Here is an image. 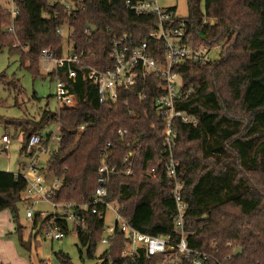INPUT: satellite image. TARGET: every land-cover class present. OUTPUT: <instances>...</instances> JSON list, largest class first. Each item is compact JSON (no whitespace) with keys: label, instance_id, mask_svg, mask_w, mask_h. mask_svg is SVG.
<instances>
[{"label":"trees","instance_id":"obj_1","mask_svg":"<svg viewBox=\"0 0 264 264\" xmlns=\"http://www.w3.org/2000/svg\"><path fill=\"white\" fill-rule=\"evenodd\" d=\"M198 2L188 0L189 12L182 18L187 33L195 45H221L217 58L209 63H182L178 69L184 89H190L180 109L198 120L196 126L175 122L174 156L188 203L187 243L208 251L220 264H264V0H204L203 12ZM80 3L68 13L58 2L18 0L14 36L4 32L10 17L0 8V51L6 48L9 54L17 55L20 66L37 77L41 51L60 57L64 36L56 29L69 26L72 52L81 53L84 64L104 69L111 66L113 40L126 37L140 42L155 25V17L134 15L124 8L122 0ZM155 44L160 45L161 57V42ZM68 68L76 71L74 81L66 77ZM86 72L84 66L72 64L47 73L52 81L66 82L76 104L55 111L44 109L36 122H17L23 136L21 152L25 153L28 138L34 134L42 145H48L52 134L42 135L41 130L49 122L57 124L58 147L46 162L47 175L61 181L52 199L81 203L88 201L99 185L97 168L105 144L111 145L108 162L119 172L125 168L123 157L138 146L133 173H119L107 184L109 199L140 232L173 235L175 205L159 165L165 131L153 109L156 93L148 92L139 100L134 91H121L114 104H102L95 87L84 77ZM0 84L21 93L18 81L5 73L0 74ZM81 125L84 128L79 130ZM119 129H126L123 137L117 134ZM152 169L161 181L152 177ZM25 189L26 182L20 176L0 171V212L11 213L19 246L29 252L39 244L33 241L31 246L32 235L24 241L23 226L17 223L18 204L26 208ZM60 224L64 236L76 232L81 258L84 250L86 258H93L103 222L88 215L85 230L71 228L65 221ZM41 227L36 215L32 229ZM125 240L122 233H116L99 257L121 263ZM236 247L241 248V254L233 257ZM55 256L59 262L71 264L66 254L57 252ZM138 264L156 263L141 255Z\"/></svg>","mask_w":264,"mask_h":264},{"label":"built area","instance_id":"obj_2","mask_svg":"<svg viewBox=\"0 0 264 264\" xmlns=\"http://www.w3.org/2000/svg\"><path fill=\"white\" fill-rule=\"evenodd\" d=\"M18 0H0V8L9 14L10 22L4 32L14 36V21L18 16ZM58 2L66 12L71 13L81 5L82 0H50ZM123 6L129 12L137 16L155 17L154 27L148 31L147 37L140 42H134L130 38L115 39L112 41L109 52L111 66L101 69L84 64L81 53L72 52L73 43L68 39L72 35L69 26L58 27L56 33L63 35L64 29L68 30L67 39L69 46L65 55L54 57L44 49L41 51L39 61L49 63L46 71L50 72L65 66L75 64L87 69L85 78L95 87L99 103L114 104L121 91H134L139 100H144L148 92L156 93L153 98V109L164 127V135L161 139L162 159L159 165L162 167L164 178L167 180L170 194L175 205V216L173 218L174 234L152 236L142 233L131 226L129 219L119 213L115 201L109 199L107 184L113 176L122 173L131 175L133 173L132 162L135 152L139 149L128 151L123 157L124 169L119 172L118 167L108 162L109 142L105 144L101 162L97 168L98 187L91 198L86 202H56L52 199L53 194L61 187V181L55 177H49L46 172L41 171L38 165V155L47 153V147L42 145L38 135L28 138L25 154L33 156L30 164L15 176H20L26 182L23 193L25 218L31 222L37 215L41 219L40 230L34 229L37 236L51 241L61 239L63 231L61 222H67L69 227L86 229V218L93 215L103 222L102 235L98 245L107 251L116 233H122L126 240L121 251V263H115L111 259L98 256L95 264H138L142 255L146 260L155 259L156 264H220L217 263L208 251L192 248L187 243V220L186 212L188 203L183 197L184 184L178 175L179 162L174 156L177 140L176 121L183 124L196 126L197 118L180 109L181 103L190 94V89L185 90L179 67L182 63L203 65L217 58L221 44L195 45L193 37L187 33L186 22L176 15L171 7H161L158 0H122ZM161 42L163 54L160 57ZM154 43V45H151ZM66 77L74 81L76 71L67 69ZM55 99L58 108L72 107L76 104L75 99L69 91L65 81L55 79ZM84 125L79 127L82 130ZM117 134L123 137L126 129H119ZM57 141L60 137L58 136ZM2 151L6 152L10 145V137L2 139ZM152 177L161 181L156 170H151ZM47 205L48 210H35L37 205ZM115 204V207L111 205ZM112 210V223L105 225L107 209ZM107 253V252H106ZM49 264V260H44Z\"/></svg>","mask_w":264,"mask_h":264},{"label":"rangeland","instance_id":"obj_3","mask_svg":"<svg viewBox=\"0 0 264 264\" xmlns=\"http://www.w3.org/2000/svg\"><path fill=\"white\" fill-rule=\"evenodd\" d=\"M161 7H171L175 10L176 15L184 18L188 15V0H158ZM197 7L203 12L204 0H199ZM68 30L65 28L63 32L64 41L62 43V55H65L69 46L67 39ZM51 67L49 63H41L39 61V76L34 77L24 67L19 64V57L11 55L7 49L0 51V74L5 73L9 79H15L19 83L21 93L17 89H8V87L0 84V171L16 173L18 169L28 166L31 162V156L21 152L23 147L22 131L17 126V122H26L29 120L37 121L42 110L55 111L58 108L55 99V82L47 76L46 68ZM33 96H36L34 98ZM49 132L52 138L47 145V153L38 155V165L41 168H46V162L51 153L55 152L58 147L57 137L59 136V127L53 122H49L41 130L42 135ZM4 136L10 137V145L6 152L2 151ZM115 207V204L111 205ZM18 224L23 226L22 238L24 241H29V236H33L31 246L34 241L35 247H31L27 252L19 246L17 234L15 233V224L12 221L11 213L8 211L9 221L11 222V229L6 226L5 231L1 236L2 239L13 242L17 252L18 258L9 254L4 257L0 255V264H22V260L26 264H44V260H49V264H63L59 262L55 253L62 252L66 254L71 264H95L103 247L98 245L93 258H81V246L78 242L75 231H70L59 240L51 241L44 239L42 236L36 240L37 236L34 229H32V222L25 218V209L21 204H18ZM47 205H37L35 210H48ZM112 223V210L107 209L105 225ZM37 242H36V241ZM85 251V250H84ZM83 254V253H82ZM87 254V253H86ZM13 258L14 260H12Z\"/></svg>","mask_w":264,"mask_h":264},{"label":"crops","instance_id":"obj_4","mask_svg":"<svg viewBox=\"0 0 264 264\" xmlns=\"http://www.w3.org/2000/svg\"><path fill=\"white\" fill-rule=\"evenodd\" d=\"M47 147V145H45ZM38 157V156H37ZM31 158L33 159V156H31ZM32 161V160H31ZM30 164V163H29ZM27 166H25L24 168H21L17 170L16 173H12L14 175L16 174H20ZM41 171L46 172L47 174V164H46V168H40ZM49 177H51L50 175H48ZM8 210H4L0 212V255L1 257L4 259V257L6 255H13L15 258H18L17 252H14L16 250L14 244L12 241L10 240H4L1 238L3 231L6 230V228H4L5 226L8 229H11V222L9 221V215H8ZM12 260H14L13 258H11ZM22 264H26L23 260H22Z\"/></svg>","mask_w":264,"mask_h":264},{"label":"water","instance_id":"obj_5","mask_svg":"<svg viewBox=\"0 0 264 264\" xmlns=\"http://www.w3.org/2000/svg\"><path fill=\"white\" fill-rule=\"evenodd\" d=\"M88 28H90L92 31H95L96 30V28L95 27H93V26H88ZM77 230H78V228H76ZM239 254H241V248L240 247H236L234 250H233V252H232V255H233V257H235V256H237V255H239ZM83 257H86V251H83Z\"/></svg>","mask_w":264,"mask_h":264}]
</instances>
